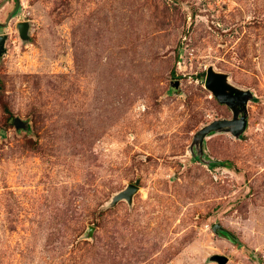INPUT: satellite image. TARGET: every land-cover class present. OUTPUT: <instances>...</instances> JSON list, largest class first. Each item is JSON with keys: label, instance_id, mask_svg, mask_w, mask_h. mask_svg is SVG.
Wrapping results in <instances>:
<instances>
[{"label": "rangeland", "instance_id": "obj_1", "mask_svg": "<svg viewBox=\"0 0 264 264\" xmlns=\"http://www.w3.org/2000/svg\"><path fill=\"white\" fill-rule=\"evenodd\" d=\"M0 37V264H264V0H0Z\"/></svg>", "mask_w": 264, "mask_h": 264}, {"label": "water", "instance_id": "obj_2", "mask_svg": "<svg viewBox=\"0 0 264 264\" xmlns=\"http://www.w3.org/2000/svg\"><path fill=\"white\" fill-rule=\"evenodd\" d=\"M25 28L26 24H21L19 26V32L22 35V37L25 36ZM5 37H0V55L3 52V45H4ZM177 86V83H176ZM205 88L209 90L213 97L216 99V101L219 104H225L227 106H234L238 105L241 109L242 116L234 121H222L218 123H214L211 128H214L213 130H221V129H231V133L235 136H238L241 134V132L245 128L246 123V109L245 104L248 101L249 94L248 93H242L235 89H232L226 84V79L224 76L215 74L211 69L207 71L206 77H205ZM20 121L14 120L15 127L20 126ZM208 128V129H211ZM212 130V129H211ZM206 131L204 133H201V138L205 135ZM138 190L135 186H129L127 189L117 196V200L126 199L127 201H130L132 198V195ZM220 264H225L227 262V259L225 258H216Z\"/></svg>", "mask_w": 264, "mask_h": 264}, {"label": "flooded vegetation", "instance_id": "obj_3", "mask_svg": "<svg viewBox=\"0 0 264 264\" xmlns=\"http://www.w3.org/2000/svg\"><path fill=\"white\" fill-rule=\"evenodd\" d=\"M234 110L236 111L235 114H236V117L237 118H240L242 116V112H241V109L238 105H234L233 106Z\"/></svg>", "mask_w": 264, "mask_h": 264}]
</instances>
